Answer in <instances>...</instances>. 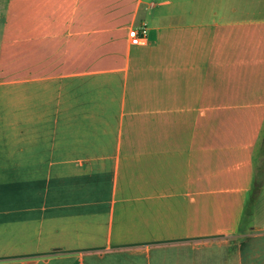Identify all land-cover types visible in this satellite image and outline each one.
Returning a JSON list of instances; mask_svg holds the SVG:
<instances>
[{
	"label": "crops",
	"instance_id": "obj_1",
	"mask_svg": "<svg viewBox=\"0 0 264 264\" xmlns=\"http://www.w3.org/2000/svg\"><path fill=\"white\" fill-rule=\"evenodd\" d=\"M263 133L264 0H0V264H264Z\"/></svg>",
	"mask_w": 264,
	"mask_h": 264
},
{
	"label": "built area",
	"instance_id": "obj_2",
	"mask_svg": "<svg viewBox=\"0 0 264 264\" xmlns=\"http://www.w3.org/2000/svg\"><path fill=\"white\" fill-rule=\"evenodd\" d=\"M147 27L142 26L140 29H132L129 31V39L132 45H143L147 40Z\"/></svg>",
	"mask_w": 264,
	"mask_h": 264
},
{
	"label": "trees",
	"instance_id": "obj_3",
	"mask_svg": "<svg viewBox=\"0 0 264 264\" xmlns=\"http://www.w3.org/2000/svg\"><path fill=\"white\" fill-rule=\"evenodd\" d=\"M260 151H261V160L256 167L258 178H257V184L255 186V193L259 192V190L263 186V181H264V179H263V177H264V140L262 142V146H261Z\"/></svg>",
	"mask_w": 264,
	"mask_h": 264
},
{
	"label": "rangeland",
	"instance_id": "obj_4",
	"mask_svg": "<svg viewBox=\"0 0 264 264\" xmlns=\"http://www.w3.org/2000/svg\"><path fill=\"white\" fill-rule=\"evenodd\" d=\"M263 140H264V133H263V137H262V139H261V142H260V144H259V147H258V151H257V156H256V159L257 160H259L258 162H260V160H261V146H262V142H263ZM260 175V174H259Z\"/></svg>",
	"mask_w": 264,
	"mask_h": 264
}]
</instances>
